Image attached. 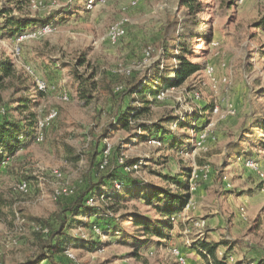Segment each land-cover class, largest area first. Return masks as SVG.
<instances>
[{"label": "rangeland", "instance_id": "obj_1", "mask_svg": "<svg viewBox=\"0 0 264 264\" xmlns=\"http://www.w3.org/2000/svg\"><path fill=\"white\" fill-rule=\"evenodd\" d=\"M88 1L0 0V8L10 9L12 16L47 24L9 38L1 31L0 18V60L13 64L12 77L0 89V108L7 110V121L31 132L0 168V264L36 260L41 242L50 235L47 226L65 216L71 226L66 235L75 242L54 257L56 264H203L189 249L202 227V219L185 220L196 208L193 201L174 217L172 232L163 239L144 235L133 225V216L153 223L163 220L139 199H127L119 207L104 197L88 199L87 205L103 208L117 221L121 232L113 236L90 225L76 226L75 220L90 223L82 216L63 215L79 186L88 179L97 183L113 170L131 183L173 193L175 185L162 177L191 174V194L200 188L212 207L226 196L225 227H231L236 204L243 202L242 216L246 208H256L249 223L264 242V149L258 146L264 141L259 127L264 123V97L259 95L264 90V28L259 27L264 0H192L191 10L182 7L181 0H90L87 8ZM115 26L122 36L113 44L108 34ZM184 28L204 32L189 37ZM179 39L189 50L184 58L201 70L178 88L148 96L149 113L123 129L118 116L127 107L140 106L135 96L123 95L125 90L148 83L156 69L161 79L172 78L177 61L164 52L179 53L174 49ZM80 60L85 63L76 67L75 75L94 74L96 88L87 93L89 99L78 95L73 66ZM39 82L47 90L41 92ZM23 100L29 109L17 111L16 102ZM53 112L56 117L50 119ZM188 115L198 116L199 133L181 129L177 119ZM168 118L176 120L168 123ZM143 125H160L176 142H186L177 149L140 139L147 136ZM220 133L228 138L219 139ZM236 144L252 161L230 153ZM112 186L121 187L117 182ZM109 187L96 190L106 192ZM92 242L98 249L84 248Z\"/></svg>", "mask_w": 264, "mask_h": 264}, {"label": "trees", "instance_id": "obj_2", "mask_svg": "<svg viewBox=\"0 0 264 264\" xmlns=\"http://www.w3.org/2000/svg\"><path fill=\"white\" fill-rule=\"evenodd\" d=\"M191 1L192 0H181V6L191 10L194 8ZM0 18L3 20L1 31L9 38H18L28 35L35 32L36 29L41 27L43 28L47 25L45 22L40 20H28L12 16V13L8 8H0ZM259 27L264 28V21L260 22ZM184 29L185 30L183 32L189 35V37H197V35L202 36V32H204H196L191 28ZM174 49L178 50L179 53L175 54L174 52H168V50H165L164 52L167 57L177 61V64L171 70L172 78L168 80L161 79V76L159 75L160 71L156 69L153 78H151L148 83H137L134 86H131L128 90H125L123 95L129 97L135 96L136 100H134V102L138 101L140 106L138 108L127 107V110L125 109L124 112L118 116L117 123L123 129H128L131 122L137 121L149 113V106L151 102L148 100V96L155 98L170 88H178L191 76L201 70L198 64L191 63L184 58L183 53H189L184 40L179 39L176 41ZM84 63V60H80L73 66L74 75L76 74V67L83 66ZM12 75V62L8 59L0 60V89L2 88L4 81L11 78ZM93 75L94 74H90L85 78L75 75L76 80L79 83L78 95L81 96V98H91L87 93H91L96 88V83L93 82ZM156 75L157 78H160L159 80H157ZM155 79L156 85H154ZM118 91H120V89ZM259 95L264 97V90L259 92ZM16 103H18V106L16 107L17 111L22 112L29 109L28 102L24 100ZM7 115V110L5 108H0V168L4 166V162H7V160L12 158L15 153L23 147L28 138L31 136V132L26 131L25 128L20 126L18 123L7 121ZM175 120V118H168L166 119V122L171 123ZM198 120L199 118L196 115H193L192 117L188 115L185 118L177 119L181 129H192L193 131L199 133L200 127L196 126V122H198ZM140 127L141 131L147 134V136H141L140 139L143 140L154 139L159 142H167L171 147H177V149H180L184 142H186V139L181 142H176V138L167 130H164V128L160 125H143ZM259 127L264 134V123H260ZM28 128H33V124L28 125ZM258 146L264 149V141L260 142ZM230 153L237 155V159L239 160L246 159L247 161H252L251 154L249 152L245 154L238 144L231 148ZM98 165L99 164L95 167L98 168ZM125 166L130 167L127 162ZM190 175L187 174L183 176L184 178H170L167 176L162 177L171 184L175 185L176 192L173 193L160 188L141 186V184H138L137 182L131 183V181H127L123 177L121 172L118 173L113 170L106 176L98 177L97 183L88 179L85 181V184L79 186L74 196L69 202H67L63 210V215L69 213V217L72 219L74 217L82 216L88 219L90 223L87 222L84 224L81 221L79 222L75 220L74 223L76 226L83 225L87 227L90 225L89 227H97L102 231V233L113 236L121 232L118 228L117 221L112 219L105 212V210H102L103 208H93L90 207V205H87L88 199L95 196L97 198L104 197L105 200H110L114 203V206L117 207H119L121 203L126 202L127 199H139L146 206L152 207L163 220L153 223L152 221L133 216V225L140 228V231L144 232V235L163 239L167 237L166 234L172 230L171 221H173L174 217L180 214L188 205L190 200ZM113 182H117L121 186L119 190L113 188ZM107 184L110 185L109 188H111L109 191L102 192L100 189L96 190L99 186H105ZM108 210H110L111 213L116 212L115 209L112 210L110 207H108ZM63 219L64 220L61 221L57 220L55 226L53 225V227H45L49 229L48 232L50 235L47 241L41 242L42 251L38 255L37 259L21 264H56L53 260L54 257L61 253L63 254L66 247L75 242L66 235V228H70L71 226L69 223L67 224L68 220L66 216ZM41 233L45 234L46 230L41 229ZM143 244H145V242L141 243V245ZM219 245V243H210L205 239H200L196 241L195 244H192L189 249L201 259L203 264H230L228 262L227 253H224L221 257L217 256ZM86 247H88V249L95 250L98 249L99 246L96 242H92L89 243L88 246H84V248Z\"/></svg>", "mask_w": 264, "mask_h": 264}, {"label": "crops", "instance_id": "obj_3", "mask_svg": "<svg viewBox=\"0 0 264 264\" xmlns=\"http://www.w3.org/2000/svg\"><path fill=\"white\" fill-rule=\"evenodd\" d=\"M220 135L219 139L223 141L228 138L226 135L223 136L224 134L222 133H220ZM224 190L229 191L226 188ZM201 191L202 190L198 188L195 193H190L189 201H193L194 204H196V208L190 213V216L185 218L186 221L191 218L202 219V227H199V230L193 234V237H197L190 241L191 244H194L202 237L207 242L219 243L217 256L221 257L224 253H227L228 262L230 264H247L248 262L264 264V242L260 241V238L256 236V226H253L251 230L252 226L249 223V218H254L256 216V214H254V216L251 215L252 211L256 208L253 206L246 208L245 216H242L240 208H243V202L236 204L234 208L235 212L233 213L234 218L230 223L231 227H225L224 216L227 213V208L224 205V199L226 196L221 195V199L219 200L221 203L212 207L208 203L209 198H206L205 194H203L204 192ZM245 196V198H247L248 195L245 194ZM214 203H217V199H214L213 204ZM208 207L214 210H208ZM171 232L172 230L169 231V233ZM169 233L166 234L167 237ZM197 258L199 257L197 256Z\"/></svg>", "mask_w": 264, "mask_h": 264}, {"label": "bare ground", "instance_id": "obj_4", "mask_svg": "<svg viewBox=\"0 0 264 264\" xmlns=\"http://www.w3.org/2000/svg\"><path fill=\"white\" fill-rule=\"evenodd\" d=\"M91 4H92V1L89 0L87 2V8H90ZM119 27L118 26L117 27L115 26L113 29H110V32L108 34V37H109L108 39H110V41L113 44L116 43L121 38V36H122V32H121V30H120ZM149 50L150 49H148L147 51H145V55L146 56L149 55ZM37 86H38V89L39 90H42V92L45 91V89L47 90V88H46V86H45V84L43 82H39L37 84ZM55 117H56V113L55 112H53V113L50 114V119H53ZM200 138L203 139L204 138V135L200 136ZM193 174H194V172H193ZM204 178H205V176H204ZM20 190H24V186H21L20 187ZM180 261H182V259H180Z\"/></svg>", "mask_w": 264, "mask_h": 264}, {"label": "built area", "instance_id": "obj_5", "mask_svg": "<svg viewBox=\"0 0 264 264\" xmlns=\"http://www.w3.org/2000/svg\"><path fill=\"white\" fill-rule=\"evenodd\" d=\"M217 111H218V110H217ZM41 132H42V130H41ZM201 142H202V138H201ZM194 177H196V172H195V171H194V174H193V176H192V190H193V187H194V185H193ZM188 207H189V203H188L187 208H188ZM176 253L180 255L179 251H177V250H176ZM180 257H181V256H180Z\"/></svg>", "mask_w": 264, "mask_h": 264}]
</instances>
